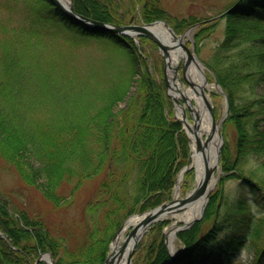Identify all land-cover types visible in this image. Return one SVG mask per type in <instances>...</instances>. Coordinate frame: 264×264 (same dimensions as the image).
Segmentation results:
<instances>
[{
    "label": "trees",
    "instance_id": "1",
    "mask_svg": "<svg viewBox=\"0 0 264 264\" xmlns=\"http://www.w3.org/2000/svg\"><path fill=\"white\" fill-rule=\"evenodd\" d=\"M153 3L154 0L145 3L149 11L143 13L145 22L162 14ZM108 5L101 0H74L73 6L83 16L103 23H120L110 14L114 9ZM50 8L54 19L45 9L48 21L60 29L67 27L73 34L72 41L87 37L110 39L111 50L124 58L126 69L121 77L111 78L114 82L110 81L97 96L78 90L67 92L65 83L71 81L62 73L63 68L54 67V60L62 61L59 56L48 52L53 60L36 57L26 33L15 34V30L0 24V159L55 208L72 204L71 199L83 183L103 176L80 212L86 230L83 245L52 235L48 224L39 217L19 210L12 214L7 202L0 200V232L5 235L0 238V264H45L35 262L42 252H50L55 264H103L114 233L129 214L145 213L170 200L178 172L188 163L189 140L181 123L172 117L173 104L164 84L149 76L145 61L142 70H137L140 62L134 56L131 38L121 42L114 34L84 32L82 25H75L59 10ZM225 17V44L207 66L225 90L230 110H234L227 122L236 129V148L231 160L222 151L221 165L225 173L233 172L242 183L234 202L221 191L209 197L202 218L211 215L212 220L202 237L198 238L197 230L192 228L177 233L183 253L171 264H235L238 251L244 249V240L264 236V218H254L246 209L239 218L217 213L226 200L240 212L247 208L248 200V204L264 209V129L254 124L252 111L244 114L249 105L236 110L233 105L237 89L263 83L264 48L256 56L247 54L241 60L225 50L231 40L249 35L250 32L242 33L240 23H264V0H239ZM199 22H184L182 27L187 29ZM208 24L198 27L197 38L207 32ZM257 40L264 45V38ZM248 61L252 70L244 73L237 64L246 65ZM132 80L137 82L133 95L124 108L116 111L118 103L128 96ZM258 102L254 104L260 107ZM30 159L38 165L32 167ZM253 160L257 162L255 166L250 165ZM191 172L192 169L186 174ZM64 186L69 187L67 196L62 193ZM229 221L231 226L226 228L224 224ZM158 242L154 247L159 255L151 264L167 258L163 238ZM256 251L250 264H264V244Z\"/></svg>",
    "mask_w": 264,
    "mask_h": 264
},
{
    "label": "rangeland",
    "instance_id": "2",
    "mask_svg": "<svg viewBox=\"0 0 264 264\" xmlns=\"http://www.w3.org/2000/svg\"><path fill=\"white\" fill-rule=\"evenodd\" d=\"M101 1L107 2L110 5H108V7L114 9L112 13L108 12L119 18L120 24L122 25H128L132 17H134L133 23L138 25L151 23L145 22L143 16V13L149 12L147 7L144 8V6L147 5L145 3L148 0H143V5H140L142 3H139L141 0ZM236 1L237 0H154V5L152 6L162 13L161 16L157 17L158 19L154 21H163L171 28V30H173V33H175L178 37H182L188 29L182 27L184 22H190L193 20L202 22L220 16V14L225 12L227 9H230ZM148 6L151 7L150 5ZM50 7H53V5H50L45 0H0V24L8 26V30H15V34H21V32L26 33L29 36V41H31L30 50L32 49L33 52H35L36 57L38 56L42 59L43 57L48 56L51 60H53L52 56H50L48 52H52L55 57L59 56L62 61H56L57 59L54 60V67L57 70L63 68L62 73L67 75V80L71 81V83H65L67 92H70V90H78L95 95L96 93H102L108 88L110 81L114 82L111 78H119L124 75L123 72L126 69L124 58L117 57L116 54L118 53L111 50L112 42H110V39L105 37L100 40L95 37H87L84 40L72 41L73 34L70 33V30L67 27H61L60 29L58 26L54 25L52 21H48L49 18H47L46 11L47 13L50 12ZM50 14L52 19L53 12H50ZM208 23V30L204 35L200 34L198 35V38L196 37L199 25L189 31L190 37H185L183 43L189 51L196 56L200 63H202L204 67L202 74H204L207 84L211 86L212 84L214 85L217 79L212 73L213 71L211 68L207 66V63L211 58L214 59V56L219 53V49L225 44L224 40L226 39L228 18L224 17L220 18V20L209 21ZM239 27L243 30L242 33L250 32L249 35H243L241 38L231 40L230 44H226L225 50H227L233 58L238 60H241L247 54L253 53L256 56L259 49L264 48V45H261L257 40L258 38H264V23L243 22L239 24ZM84 32L89 33L88 31ZM126 40L127 39L125 38V41ZM129 41L130 43L132 41V45L134 47L133 51L135 53L134 56L139 58L138 60L140 65H138L139 67L137 66V70H142V61H145L149 70V76L157 82H162L164 84V60L156 44L149 39L140 37H134ZM261 61L264 62V59ZM61 62H64V64H61ZM237 65H240L242 72L246 73L250 71L252 63L248 61V63L244 65L243 62H239ZM177 67V82L187 87L182 75L181 64H178ZM136 85L137 82L132 80L130 86L128 87V96L125 97V101L118 103L115 109L116 111L117 109L120 110L127 105L129 97H131L135 91ZM223 91L225 92L224 89ZM205 93L209 96L211 102L210 104L213 108V117L218 128L216 136L219 138L218 147L220 153L219 163L214 171L217 182L213 189H211L209 197L217 191H221L226 199L228 198L229 201H231V199L232 201H235L233 198L237 197V187H239V184L242 183V180L239 176L232 175L233 172L229 171V173H225L220 159L222 151L226 152L227 157L230 160L232 159V156H234L237 140L236 129L233 124L227 122L229 114L234 112V110H230L227 94L225 99L217 88H205ZM234 97H236L235 104H233L235 106V110L242 107L244 104L249 105V110H247L244 106V114L247 112L251 114L250 111H252L255 116L253 119L254 124H257L259 129H264V121L262 120V116H260V112H262V109L264 108V81L263 83L260 82L259 84H254L251 89L248 86L243 85L240 90L237 89L236 92H234L233 98ZM256 101H259L258 103H260V107L254 104ZM225 103L227 104L226 113ZM172 114L174 116L175 110H172ZM188 119L189 122H192L190 117H188ZM219 122H221L220 125H218ZM204 139H207V137L204 136ZM189 148L190 155L187 159L188 163L192 166V159H190V143ZM30 162L32 163V167L38 165V163L33 159H30ZM188 163L186 165H188ZM256 163L257 162L253 160L250 165L255 166ZM186 165H184L181 169L185 168ZM181 169L178 172L176 180L180 177L179 175ZM191 169V174H186V172ZM191 169H187V171L182 174L181 179L179 180V190H177L179 191V194L176 199L175 190L178 181L175 180L176 182L173 192L170 200L167 202H170L171 200L179 202L195 188L196 169L194 167ZM18 177L19 176L16 174L14 169L11 168V166H9L4 160L0 159V200H2V202H7L6 205L7 208H9L8 210H10L12 214H14L15 210H19L26 212L31 217H39V219L43 220L44 223L48 224L52 235L63 236L69 239L71 243L83 245L86 242V230L84 228V223L80 221V212L82 211V206L87 203L96 186L101 183L103 179L102 174L94 178L92 181L88 180L86 183H83L82 187L78 189L73 199H71L72 204L64 205L60 208H55L52 204L42 198L43 195L37 189L30 185H26ZM246 179H248V177ZM68 189V186L63 187V195L67 196L69 191ZM247 192L249 193V190H247ZM250 197L251 195L247 196L249 199ZM228 200H226V203L224 202V206L220 207L219 204H217V207H220V211L217 212L219 215L225 214L226 216L228 215L229 218L232 216H235L234 218H239V216H241L246 209L250 216L254 218H264V209H261L254 203L248 204L250 200H248L246 205L247 208H244L241 212L233 210L236 208L231 207V204L233 203L228 202ZM208 204L209 202H207L206 206ZM185 209L186 208L180 209L179 211L168 215L156 222V224L153 223L136 245L137 247L131 256L130 264H151L157 255H159V252L154 247L157 244L154 242H158V240L160 242L161 237L163 238V245L165 249L171 253L172 249L170 245H168L166 233L173 227L183 225L180 220L176 219L175 216H172L176 215V213H182ZM133 215L134 213L129 214L127 219ZM202 217L187 228H192L191 231L197 230L195 233L198 238L202 237L206 230L209 229V223L211 222L210 220H212L211 215L205 219ZM127 219L124 220V224ZM231 222L232 221L225 223V227H230ZM121 228L122 227H120V230ZM130 231L131 228L126 232L125 238ZM1 233L3 234V232ZM177 233H175L176 236L172 243L176 250L183 247V245L178 241ZM244 241H246L244 249H242V251H238L239 253L235 257V264H250V261H253V256L256 254L255 251L259 250L263 246L264 236L258 234L256 236H251V238H247ZM150 249H152V251H149ZM43 253L45 252L40 254ZM53 262L55 264V261Z\"/></svg>",
    "mask_w": 264,
    "mask_h": 264
},
{
    "label": "bare ground",
    "instance_id": "3",
    "mask_svg": "<svg viewBox=\"0 0 264 264\" xmlns=\"http://www.w3.org/2000/svg\"><path fill=\"white\" fill-rule=\"evenodd\" d=\"M60 6L67 7L70 3V0H57ZM153 34L157 35L163 42H173L174 38L168 28L161 22L153 24L149 28ZM185 37H190L189 33L185 35ZM185 37L181 39L182 43L185 40ZM185 53L184 51L178 47V45L170 50L169 57L166 61V76L168 78L169 84L171 86V90L169 91L170 96H174L178 99H181V96L186 99V105L184 108L188 106L191 108V116L194 119V123L188 122L183 127L186 130L187 138H189L190 146H191V158L192 159V166L196 169V181L195 186H197L200 181L202 180L206 168H210L215 165L216 159V150L219 143V138L215 130L212 129V125L210 122V117L208 116V106H211V102L209 96L205 93V88L211 87L216 88L215 85L207 84L205 80L203 70L204 67L196 60H191L186 67V75L193 83V88L186 87L181 85L176 81V71L175 68L180 64V62L184 59ZM179 89V91H178ZM182 110L181 108L176 109V116L181 118ZM196 129H195V127ZM204 136L207 139H204ZM197 139L200 140L201 146L203 151H197L196 141ZM180 180V179H179ZM179 180L176 186V193L175 199L178 197L179 194ZM217 182V178L215 177L214 173L207 178V181L203 185L201 192L198 198L191 204L186 206V209L175 216L176 219L180 220L181 223L184 225H188L190 222L196 220L200 217L203 212L204 207L206 206L207 202L209 201V193L211 189H213L214 185ZM168 215H162L159 219H163ZM145 219V216H131L128 218L123 225L122 230L115 236V240L112 243V254H118L119 250L122 248L121 246L125 243V234L131 228L135 229L138 224L142 223ZM178 227H173L167 231L166 237L168 239V245L173 249V240L176 236V229ZM126 253H124L121 264H127L126 260Z\"/></svg>",
    "mask_w": 264,
    "mask_h": 264
},
{
    "label": "water",
    "instance_id": "4",
    "mask_svg": "<svg viewBox=\"0 0 264 264\" xmlns=\"http://www.w3.org/2000/svg\"><path fill=\"white\" fill-rule=\"evenodd\" d=\"M49 3H51L52 5H54V7H56L60 12H62V14L64 15V17L69 18L72 22H74L75 24H81L82 27L85 28L86 31L88 32H92V33H112L117 36L121 37V40H123L122 37H124L126 35V37H132V36H137V37H145L150 39L151 41H153L158 49L161 51V54L165 60V63L169 57V51L171 49H174L177 45L178 47H180L184 53H185V57L183 59V62L181 63L182 65V75L184 80L186 81V85H188L189 87L193 88V83L190 81V79L187 77L186 75V67L188 66L189 61L191 60H196L199 62V60L196 58V56L191 53V51H189V49L185 46V44L182 43L181 39H183V35L182 37L178 38L177 35L175 33H173V30H171V28L169 26H167L166 23H164L163 21L161 23H163L168 30L170 31V33L172 34L174 41L173 42H163V40H161L157 35L153 34V32L149 29L154 23H150V24H144V25H137V24H132L133 23V18L132 17L130 19V24L128 25H116V24H110V23H103L97 20H93L91 18H87L85 16H81L80 14L74 12L73 10V5L72 4V0H70V3L68 4L67 7H63L60 6L59 2L57 0H48ZM231 9H229L227 12L221 14L220 16H217L213 19H209L210 21L216 20L224 17ZM199 25V24H197ZM197 25H194L192 28H195ZM192 28H190L189 30H191ZM189 30H187V32H189ZM186 32V33H187ZM175 71H178V68H175ZM215 86L218 89V91L224 96V98L226 99V95L223 94L224 92L222 91V89L219 87V85L217 84V82L215 81ZM165 86H166V90H167V94L169 95V97L173 100L175 105H178L181 110H182V119L181 122L182 124H187V117L186 113L183 109V106L181 105V103H187L186 99L184 97L181 96V101L176 99L174 96H170L169 91L171 90V86L169 84V81L166 79L165 76ZM227 103V101H226ZM225 103V104H226ZM188 110L191 112V108L188 107ZM227 112V104H226V110ZM208 113H209V117H210V122L212 125V129L217 131V124L215 123L214 117H213V108L211 106H208ZM192 117V116H191ZM193 119V118H192ZM194 119H193V123H194ZM221 122L218 123V125H220ZM195 127V126H194ZM196 129V127H195ZM217 147L216 150V159H215V165L210 167V168H206V172L202 178V180L200 181V183L195 186V188L193 190H191V192L181 201L179 202H175L174 200H171L168 203H164L161 204L160 206L156 207L155 209L146 212L145 214H143L145 216V219L143 220L142 223L138 224V226L135 229H132L131 232L129 233V235H127L128 237L125 240V243L123 246H121L122 248L119 250L118 254H112L110 253L108 257H106V261L104 262V264H121L123 255L125 252L126 253V260H127V264L131 263V256L133 254V251L136 248V245L139 243V241L141 240L142 236L144 235V233H146L147 229L153 224L156 223L157 221H159V217H161L162 215H169V214H173L176 211H179L180 209L185 208L187 205L193 203L199 196L201 189L203 188V185L205 184V182L207 181V178H209L213 172L215 167L217 168V165L219 163V147ZM197 151H203V148L201 146V142L199 139H197L196 141V147ZM190 166H187L181 173H180V177L182 176V174L184 173V171L186 169H188ZM141 215V216H143ZM194 221L190 222L188 225H183L182 227H178L176 229L177 231H181L184 230L186 228H188L189 226H191L193 224ZM120 232V230L115 234V236H117V234ZM113 238V240H115V237ZM0 238H4V235L0 232ZM173 257L171 259H168L164 262H162L161 264H169L172 260ZM53 259H51V256L49 253H45V254H41L39 256V259L37 261H44L47 264H54V262L52 261ZM36 262V261H35Z\"/></svg>",
    "mask_w": 264,
    "mask_h": 264
}]
</instances>
